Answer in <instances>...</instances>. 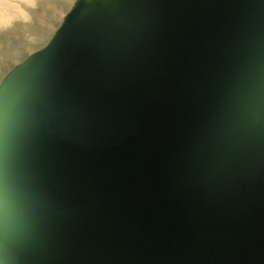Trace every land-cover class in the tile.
Here are the masks:
<instances>
[{
	"label": "water",
	"instance_id": "obj_1",
	"mask_svg": "<svg viewBox=\"0 0 264 264\" xmlns=\"http://www.w3.org/2000/svg\"><path fill=\"white\" fill-rule=\"evenodd\" d=\"M0 197V264H264V0H78L0 84Z\"/></svg>",
	"mask_w": 264,
	"mask_h": 264
},
{
	"label": "rangeland",
	"instance_id": "obj_2",
	"mask_svg": "<svg viewBox=\"0 0 264 264\" xmlns=\"http://www.w3.org/2000/svg\"><path fill=\"white\" fill-rule=\"evenodd\" d=\"M76 1L0 0V84L13 68L47 46Z\"/></svg>",
	"mask_w": 264,
	"mask_h": 264
},
{
	"label": "bare ground",
	"instance_id": "obj_3",
	"mask_svg": "<svg viewBox=\"0 0 264 264\" xmlns=\"http://www.w3.org/2000/svg\"><path fill=\"white\" fill-rule=\"evenodd\" d=\"M77 1H78V0H77ZM77 1H76V2H77ZM76 2H75V4H76ZM75 4H74V5H75ZM74 5H73V6H74ZM72 8H73V7H72ZM65 15H66V14H65ZM65 18H66V17H65ZM51 40H52V39H51ZM48 44H49V43H48ZM48 44H47V45H48ZM37 52H38V51H37ZM33 54H34V53H33ZM31 55H32V54H31ZM31 55H30V56H31ZM30 56H29V57H30ZM19 65H20V64H19ZM114 167L116 168L117 166H114ZM115 168H113V170H115ZM4 197H5V196H4ZM4 197H3V198H4ZM1 198H2V197H0V199H1ZM9 201H10V200H8V202H9ZM5 204H6V203H5ZM5 204L3 203V207L6 206ZM0 210H2V207H1V206H0ZM17 250H18V249H17ZM17 250H15V251H17Z\"/></svg>",
	"mask_w": 264,
	"mask_h": 264
}]
</instances>
